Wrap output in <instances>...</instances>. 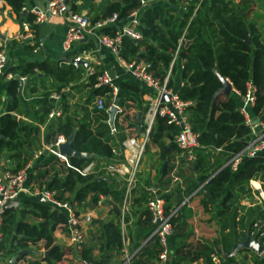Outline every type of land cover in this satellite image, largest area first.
<instances>
[{
    "label": "trees",
    "instance_id": "obj_1",
    "mask_svg": "<svg viewBox=\"0 0 264 264\" xmlns=\"http://www.w3.org/2000/svg\"><path fill=\"white\" fill-rule=\"evenodd\" d=\"M0 1L9 7L14 17L20 18L23 0ZM140 1L113 0L90 20L94 22L116 14L117 19L122 21L131 10L139 8ZM143 1H146V5L138 9L140 22L138 30L141 38L133 41L123 37L118 54L124 60L137 59L143 62L146 71L161 84L166 72L169 70V73H172L175 68L171 57L178 39L182 37L189 41L187 45L182 42L179 49L182 59L180 78L183 84L176 89L175 94L178 100L186 103L184 106L186 119L190 131L198 142V147L193 149L195 158L192 167L190 166L196 176L192 188L200 186L203 206H206L208 201L220 203L215 212L219 227L218 239L205 241L190 252L187 249L189 245L184 241L188 234L179 232L184 226L183 220L186 217L183 214L184 204L177 207L181 201L178 200L173 206L172 194L160 193L164 201V213L167 215L175 210L169 217L172 233L168 237L171 253L167 264H182V261H191L198 257L203 258L204 264H211L209 252L212 247L218 250L220 264H232L233 256L224 254L230 251L233 243H239L243 237V232L238 234L236 224L233 222L236 216L233 204L237 203L239 194L244 193L243 195L247 196L250 193L248 182L251 179H258L264 191V156L243 157L234 171L226 163L253 137L238 111L240 104L238 96L233 91L227 95H214L220 83L213 70L215 69L223 79H226L231 88L240 95L245 92V83H251L254 87L251 112L264 126V38L260 37L253 23L246 20L252 11L251 0H239L236 3L231 0H202L192 16L196 0L188 1L186 6H181L182 0ZM70 10L76 11V6L71 4ZM20 19L30 23L32 16L28 14ZM114 29L115 26L105 27L100 32L112 35ZM35 69L49 73L58 70L55 64L49 65L37 61H21L6 69V72L12 73L14 77L9 79L5 88L6 107L0 114V155L5 153L6 159L15 163L11 171L23 167L31 150L40 145L38 125L44 124L46 114L52 106L46 99L48 94L45 93L41 107L35 111L36 125L18 120L10 113L20 105L17 76L30 77ZM66 73L69 77L61 86L74 79L75 72L73 73L72 67H66L64 74ZM94 80L95 74L89 77L87 84L91 87L92 95H104V107H108L116 97L110 99L109 88L106 86L93 88ZM165 87H171L169 77ZM129 88L134 87L129 86ZM130 99L128 96L117 98V106L120 110L113 119L114 135L103 122L107 116L104 110L97 111L96 114H89L87 111L84 119L76 122L72 117L64 114L66 108L63 102L60 103L62 115L44 124L42 134L44 143H53L58 134L68 137L72 129L77 126L71 142L72 149L95 153L100 159L71 157L67 159V166L55 155L44 153L39 157L34 172L27 178V184H33L32 187L36 188L45 186L48 190L54 191L58 200L75 203L79 210L86 206H95L99 199L98 195L108 196L120 203L125 190L124 182L116 181L113 176H106L108 181L99 179L104 174L100 166L123 159L120 153L122 141L126 136L133 137L138 134L134 116L131 115L129 118L125 112L129 106L127 101ZM99 119L102 121L100 120L93 127V121ZM130 129L133 134L128 131ZM178 131L179 127L171 123L167 124L165 117H155L149 140L157 144L161 158L164 159L169 151H181L174 142V136ZM163 139L167 140L166 145H163ZM165 148H168V152ZM117 150L119 155L116 154ZM212 154L222 160H211ZM90 162L95 163L96 172L81 175L75 170L82 169ZM142 198L145 203L147 194L144 193ZM132 212L130 206L129 215L126 214L124 218L125 222L130 215H133ZM139 212L140 216L132 222L135 229V246L143 240L145 242L138 246L129 264H155L159 246L155 236L148 238L153 225L150 223V216L145 206ZM25 217L34 220H24ZM263 221L264 205L255 204L247 208L240 217V231L244 229L248 234L252 232L258 244L263 245ZM258 224L261 225L259 228H257ZM66 226L67 220L63 211L51 209L45 203L35 200L23 201L20 209L10 208L3 211L0 222V264H6L11 255L28 247L43 249L47 255L33 257L22 253L14 264H39L41 261H45L46 264H59L66 256L76 254L81 263L104 264L117 256L121 249V229L118 219L98 223L99 260L97 262L91 256L92 248L82 246L75 254L72 248H63L54 244L53 231H65ZM253 264H264V260L254 257Z\"/></svg>",
    "mask_w": 264,
    "mask_h": 264
},
{
    "label": "crops",
    "instance_id": "obj_2",
    "mask_svg": "<svg viewBox=\"0 0 264 264\" xmlns=\"http://www.w3.org/2000/svg\"><path fill=\"white\" fill-rule=\"evenodd\" d=\"M111 1L113 0H69L68 6L70 8L71 4H74L76 6V11L73 12L85 14L89 17V19H91V17L98 14L103 9V7L108 2ZM44 4H45L44 0H23V6L25 8H32V7L43 8ZM144 5H146V1ZM143 6L139 5V8L137 9H140ZM254 11H256L254 18L252 19V14H249L246 20L252 19V21L250 22L253 23L255 29L260 33V37L264 38V6ZM25 15L28 14H24L23 12H21L20 18ZM20 18L14 17L9 7H7L2 1H0V36L2 37V39H0V45L4 44V46L6 47L7 55L9 57V66L16 65L18 62L21 61H26V62L37 61V62H46L49 65L55 64L58 70L55 69L56 71L52 70L53 73L51 72L49 73L46 71L35 69L34 74L30 77L28 76L25 79V81L21 82L17 79L18 80L17 92L19 95L20 105L15 111L10 112L13 116H15L16 119L36 125L37 120L35 119V117L37 115H35V111H38L39 108L41 107V102L45 98L44 97L45 93L48 94L46 98L47 101L53 105V102L48 98V96L53 92H59L58 102L59 103L63 102L64 107L66 108V110H64V114L72 117L76 122L82 121L84 119V114L87 111L89 114L92 113L96 114L97 111L99 110H95L92 107L95 96L92 95L91 87L87 85L89 81V77L92 75V74L91 75L88 74L89 71L88 68L92 69L93 74H96L101 69H103L108 71L111 76L115 77V84L117 87V92L115 95L116 98L113 104L109 105L108 107L110 106L116 107V112L114 113L115 116V114L120 110L119 107L117 106V98L121 96H128L129 98H131L130 100L127 101V104L129 106L128 109L125 110V112L128 114L129 118L131 117V115H133L135 118L134 122L138 134L132 136L137 137L140 134L141 126L143 125L142 118L145 108L149 100L154 96L153 89L146 86L140 80L135 79L127 71H125L117 62L116 58L109 52L108 48L97 42L94 36H87L83 41L74 44L70 51L64 53L61 50V41L63 39L65 29L67 25L70 23L67 14L62 16L52 17L48 21L40 25H32V26L27 25V30L30 31V33L32 34V38L25 40L24 42H16L13 40V35L16 32L20 31L22 28L21 22L23 21ZM74 56H79L81 58L76 65L71 63V60H73ZM181 62L182 59L180 57V52H179L174 60L175 68L172 73H169V79L171 83V87L169 89L172 90L173 92H175L176 89L183 84V81L180 78ZM68 66L73 68V73L75 72L74 79L73 81L68 82L66 85L61 86L62 82H64V80L69 77V74L67 73L64 74V69H66V67ZM8 81L9 79L4 77L0 79V114L4 112L6 107V98L4 92ZM129 86H133L134 88L131 89L129 88ZM102 97L105 102V96L102 95ZM107 109H105L104 111L106 112ZM246 112L249 117V120L252 122L254 126L251 129L249 128L250 133L253 137L256 134L260 133L262 129L261 126L257 123L259 122V120L255 118L251 112V106L246 108ZM62 113L63 111L61 112V115ZM137 114H139V119L137 118ZM106 115H107L106 119L103 120V122H105L108 125L109 131L111 129L114 130L113 128L114 116L112 119V124L111 123L109 124L107 121L108 120L107 112ZM55 118L52 119L45 118L44 124H48ZM100 120L102 121V119L93 121L92 126L93 127L96 126L97 123L100 122ZM44 124L42 123L38 125L40 129L38 143L40 145L31 150V154L28 157L27 162L25 163L28 164L29 166L27 171V178L29 177V175H31L34 172V167L37 164L39 157L42 154L47 153L46 151H43V153L39 157L35 159L32 158V154L34 152L39 150L41 147H45L48 145L45 144L43 141L42 134L44 132V126H45ZM76 128L77 126H75L73 129L76 130ZM128 131L131 132V134L134 133L132 132V129ZM124 133H126L125 130ZM111 134L114 135L115 130ZM129 137L130 136H126L125 139ZM66 138L67 137H65V139ZM162 142L163 145L167 144L166 139H163ZM149 147L150 148L146 149V151H144V153H142L140 156L137 173H136V180L134 185L130 188V194L129 197L127 198L128 205H127V212L125 213V215L126 214L129 215L130 206L133 209L132 212L133 215H130V217H128L126 222L124 221L125 220L124 219L125 215H124L123 220L120 221L122 200L120 203H118L108 196L104 197L98 195L99 199L95 206H91V207L86 206L81 209V212L83 214L88 213L92 220L94 217L93 225L87 226L84 230L83 233L84 242L81 245H79V247L77 248L68 241L64 231L55 230L52 233L54 244L63 248H72L75 251V254L82 246L92 248L91 256L94 258V261L97 262L99 260L98 257L99 234L97 233L98 223L105 221H116L118 219L120 222V229H121V249L117 256L112 257L111 261L104 264H117L121 256L123 255L125 259V256H127L126 254H128L129 252L130 253L128 254V256L129 259H131V257L137 252L138 246L142 245L145 242L143 240L142 242L139 243V245L135 246V238H134L135 229L132 226V222L140 216L139 215L140 209L145 206V204L143 203L144 200L142 198V195H144V193L146 195L148 193V190L150 189L157 190L156 187H158L163 193H170L168 191L173 187L172 185L175 183L179 184V188H178V192L175 193V195L172 194L171 203L172 205H175L176 204L175 202L181 200L177 207L184 204L183 207L184 211L183 209L182 211L186 217L183 220L184 226L179 232L188 234L184 240L185 243L189 245L187 249L190 252H192L195 248H198V245H200L201 243L205 241H213L218 239L219 227L217 224V217L215 215V212L216 209L219 207L220 203L219 201L217 202L208 201L206 206H203L201 202L203 199V195L201 192H199L200 186L196 188H192V182H196V176L190 169L192 167V164L188 163L186 160H183V163L177 162L178 155L173 154V151H169V153H167L165 156L166 158L164 157L163 159L160 156L159 147L157 146V144L150 142ZM124 150L125 149L121 145L120 153L122 154L123 159L120 160L118 159L119 162L113 161V164L123 163L125 161L127 154L124 153L125 152ZM165 150L166 152H168V148H165ZM81 153H86V152H81ZM120 153L119 150H117L116 154L119 155ZM90 154H93L95 156L89 160L100 159L99 156L96 155L95 153H90ZM90 163L92 165H95L94 162H90ZM104 165L100 166V168L102 169ZM14 166L15 163L13 161H9L6 159L5 153L0 155V171L6 169L11 170L12 168H14ZM182 168L185 169L187 168L188 173H186L185 170L183 172ZM103 173L104 174L101 175L99 178L106 179V181L109 180L106 178V176H113L114 178H116V181H120V182L124 181L123 175H118V174L109 175L104 171ZM157 174H159V176L156 179V181H154L155 176ZM184 180L187 181L184 183ZM148 181L151 182L152 184L148 185ZM248 186L250 193H248L247 196L243 195L244 193L239 194L237 203L233 204L236 214L235 218L233 219V222H235L236 224L237 233L240 234L239 232H243V237L240 242L244 241L245 239H248L249 241L258 243L257 240L253 237L252 232L248 234L244 229L243 231H240V217L244 215L246 209L254 206L255 204L260 205L261 203H263L264 205V191L262 189L261 182L258 179H251L248 182ZM140 197L142 199H140ZM16 199H18V205L14 209L22 208L23 201L26 200L37 201V197L24 193L19 194V196ZM203 208H205V210H203ZM97 215L98 218L97 220H95ZM24 220L33 221L34 219L31 217H25ZM260 224H258L257 228L261 226ZM235 244L236 243H233L230 251L224 254V255L233 256L234 260L232 264H253V258L254 257L259 258L258 254L260 252H264V244L260 252H255L247 248L234 249ZM17 252L27 253L32 255L33 257L46 256L44 255L46 251H44L43 249H36L34 247H28L26 249H22ZM17 252L11 255L9 259L12 256L16 255ZM170 253H171V249H170ZM66 257H69V259L73 257L74 264H84L81 263V261H79L78 259L79 257L77 254L71 256L69 255ZM8 260L6 264L8 263ZM70 261L72 262V260ZM123 261L121 264H123ZM182 262H183L182 264H204L203 258L201 257H198L191 261H182ZM39 264H46V262L41 261ZM87 264H91V262Z\"/></svg>",
    "mask_w": 264,
    "mask_h": 264
},
{
    "label": "built area",
    "instance_id": "obj_3",
    "mask_svg": "<svg viewBox=\"0 0 264 264\" xmlns=\"http://www.w3.org/2000/svg\"><path fill=\"white\" fill-rule=\"evenodd\" d=\"M190 0H182L181 6H186ZM202 0H196L193 6L192 15H194L195 10L198 7L199 2ZM234 3L239 0H231ZM45 4L43 8H21L24 14H29L32 16L30 23L23 21L21 22V30L13 35V40L16 42H24L32 38V34L27 30V25H40L48 21L52 17L62 16L67 14L70 23L67 25L63 39L61 41V50L66 53L71 50L72 46L76 43L83 41L87 36H94L101 45L108 48L109 52L116 58L120 66L127 71L132 77L143 82L146 86L150 87L154 91V96L151 98L145 108L143 114V129L140 130V134L137 137H129L125 139L121 145L125 149L124 153L127 154L125 161L123 163L108 164L102 167V170L109 175H123L124 176V193L122 196V204L120 211V221L123 220L125 213L127 212L128 197L130 194V188L134 185L136 180V173L139 164V159L142 154L144 143L149 140L150 129L153 125L156 116L165 117L167 124H174L179 127V131L174 136V142L177 147L184 154L185 160L188 163L193 162L195 156L193 154V149L198 147V142L196 136L190 131L189 124L186 119V114L184 112V106L186 103L181 102L176 97L175 92L165 87V82L169 77V70L161 84L157 83L153 79L150 73L145 69L143 62L137 59H122L119 54V47L121 39L127 37L133 41H137L141 38V34L138 30L140 26L138 9L131 10L126 18L122 21L117 19L116 14H112L108 17L91 22L89 17L85 14H80L70 10L69 6L64 2V0H44ZM140 6L145 4V1H140ZM121 22V23H120ZM188 22V21H187ZM120 23V24H118ZM118 24V25H117ZM115 26L112 35L101 33L100 30L105 27ZM182 37L178 39L175 51L172 53L171 62H173L179 53L180 46L182 42L185 43ZM79 56H74L73 60L80 61ZM9 67V57L7 55V50L4 44L0 45V79L2 77L11 79L14 75L10 72H6ZM88 74L93 75L91 68H88ZM17 79L21 82L25 81V76H17ZM100 86H106L109 88L108 94H110V99L115 98L117 87L115 84V77L111 76L106 70L101 69L95 74V80L93 83V88H98ZM231 91L238 96L240 105L238 107L239 113L243 116L244 124L248 128H253L252 122L246 112V108L252 106L254 103V87L250 82L245 83V92L240 95L237 91L231 88ZM168 94V101H160L161 94ZM48 98L53 102V105L49 108L46 118L52 119L61 116V107L59 100V92L51 93ZM111 103L110 105H112ZM92 107L95 110H105L104 100L102 96H95ZM109 108V107H108ZM262 131L251 140H249L245 146L232 155L226 163L234 171L236 170L238 164L241 162L243 157H253L257 155L264 156V126L262 123L257 122ZM111 133L114 132L113 129L110 130ZM65 141L63 135H57L54 142L48 144L45 147H41L39 150L32 154V158L39 157L43 151L49 154L55 155L59 160L67 164V160L64 156L58 154L57 146ZM28 164H25L18 170L11 171L9 169L0 171V222L2 209L1 206L6 200H14L19 194H30L34 197H40L41 202L48 205L51 209L63 211L66 215L67 226L65 229V235L68 241L75 247H79L84 242V230L90 224L91 217L88 213H81L75 203H70L67 201L58 200L55 197L54 191L48 190L45 186L40 188L31 187L27 184V171ZM75 169V168H74ZM101 169V168H100ZM79 174L85 175L88 173L96 172L94 170V165L89 163L82 169H75ZM145 208L150 216V223L153 225L152 231L149 237L155 236L159 246L157 258L155 264H167L170 255V249L168 246V237L172 233V226L169 222V217L174 213L172 210L170 214H165L163 205L164 201L161 194L155 189L148 190L147 198L145 201ZM263 247V245H260ZM259 258L264 260V252L258 254ZM209 259L211 264H220V255L217 248L212 247L209 252ZM129 256H125L123 264H129Z\"/></svg>",
    "mask_w": 264,
    "mask_h": 264
},
{
    "label": "water",
    "instance_id": "obj_4",
    "mask_svg": "<svg viewBox=\"0 0 264 264\" xmlns=\"http://www.w3.org/2000/svg\"><path fill=\"white\" fill-rule=\"evenodd\" d=\"M64 2L68 5L69 0H64ZM179 11H181V9H179ZM0 39H2V37L0 36ZM249 40H247L248 42ZM189 43V41H185V45H187ZM71 63L76 65L77 62L74 60H71ZM215 76L217 77L219 83H220V87L219 89L215 92L214 95L217 94H224L227 95L229 94L230 90H231V86L228 83V81L226 79H223L218 72L214 69L213 70ZM20 85V83H19ZM160 101H168V94H161L160 95ZM107 114H108V123L112 124V119L114 116V113L116 112V107L115 106H110L107 109ZM137 118L139 119V114H137ZM75 129L72 130V132L69 134V136L65 139V141L57 146V152L58 154L62 155L65 157V159H69L71 157L74 158H78V159H91L92 157H94L95 155L90 154V153H81L78 152L74 149H72L71 147V142L73 140V134H74ZM102 179V178H99ZM37 201L41 202V198L37 197ZM18 205V199H14V200H6L3 205L1 206L2 211H5L9 208H16ZM235 248H247V249H251L255 252H260L262 250V246H260L258 243L253 242V241H249L248 239H245L244 241L240 242V243H236L234 245V249ZM23 252H17L16 255L12 256L9 260L7 264H14L15 260L17 257H19ZM44 255H47V252L44 253Z\"/></svg>",
    "mask_w": 264,
    "mask_h": 264
},
{
    "label": "rangeland",
    "instance_id": "obj_5",
    "mask_svg": "<svg viewBox=\"0 0 264 264\" xmlns=\"http://www.w3.org/2000/svg\"><path fill=\"white\" fill-rule=\"evenodd\" d=\"M257 4V5H256ZM251 5H252V12L250 13V14H252V19L254 18V15L256 14L255 12L256 11H254V10H258V8H261V7H263L264 6V0H251ZM258 6V7H257ZM252 19H248L247 21L248 22H250V21H252ZM260 32H263V31H260ZM149 140H147L145 143H144V146H143V150H142V153H144V151H146V149H149L150 147H149ZM149 151V150H148ZM173 154H176V155H178V157H177V162H181V163H183V160H185V157H184V154L180 151V152H176V151H173ZM211 160H219V158L215 155V154H212V158H211ZM219 161H221V160H219ZM212 162V161H211ZM179 170H181V169H179ZM184 170H185V172L186 173H188V170H187V168L185 169V168H182V171L184 172ZM178 172V171H177ZM180 172V171H179ZM158 176H159V174H157L156 176H155V180L154 181H156V179L158 178ZM188 180H190V179H188ZM187 181V180H186ZM185 180H184V183L186 182ZM176 182V181H175ZM152 183L151 182H149L148 181V185H151ZM185 185V184H184ZM173 187L171 188V189H169V191L168 192H170V194H174L175 195V193H177L178 192V188H179V184L178 183H175V184H173L172 185ZM31 187H32V185H31ZM156 189L158 190L157 192H159V188L158 187H156ZM160 192L161 193H163L161 190H160ZM159 192V193H160ZM174 206V205H173ZM117 207H118V205H117ZM203 210H205V208H203ZM80 211H81V209H80ZM82 213V212H81ZM97 218H98V215L96 216V219L95 220H97ZM91 221H92V223H91ZM91 221H90V226H92L93 225V222H94V217H93V220L91 219ZM88 225V226H89ZM129 252V251H128ZM130 253V252H129ZM128 253V254H129ZM128 254H126L127 256H128ZM70 260H72V262L70 261ZM124 260V256L122 255L121 256V258L118 260V262H117V264H121L122 263V261ZM59 264H74V259H73V257H71V259H69V257H65V258H63L62 259V261L59 263Z\"/></svg>",
    "mask_w": 264,
    "mask_h": 264
}]
</instances>
